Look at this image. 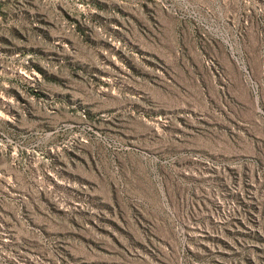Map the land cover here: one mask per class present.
<instances>
[{"label": "rangeland", "instance_id": "rangeland-1", "mask_svg": "<svg viewBox=\"0 0 264 264\" xmlns=\"http://www.w3.org/2000/svg\"><path fill=\"white\" fill-rule=\"evenodd\" d=\"M0 264H264V0H0Z\"/></svg>", "mask_w": 264, "mask_h": 264}]
</instances>
